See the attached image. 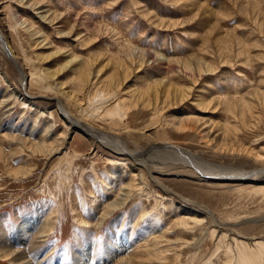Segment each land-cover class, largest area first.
I'll return each instance as SVG.
<instances>
[{
    "label": "rangeland",
    "instance_id": "1",
    "mask_svg": "<svg viewBox=\"0 0 264 264\" xmlns=\"http://www.w3.org/2000/svg\"><path fill=\"white\" fill-rule=\"evenodd\" d=\"M0 32L29 74L25 91L0 47V264H237L240 237L251 248L264 244V175L241 183L204 176L248 175L264 166L231 148L235 139L238 150H264V0H0ZM73 56L78 61L53 78ZM128 59L135 73L121 94L129 104L132 90L162 80L163 89L193 87V96L161 103L157 114L140 101L120 127L109 126L94 112L102 83L83 91L76 74L85 62L99 70L107 60ZM38 72L48 84L32 80ZM113 73L111 64L101 79ZM201 97L208 110L197 104ZM58 99L74 118L131 151L149 153L161 142L158 153L143 158L169 193L140 168L145 191L112 210L136 164L71 132ZM252 101L254 116L236 118L233 107L241 114L238 106ZM189 117L194 132L170 123ZM226 123L238 131L221 153L215 146L227 143L220 131ZM143 133L148 137L139 138ZM180 206L195 212L186 217ZM183 218L196 222L184 226Z\"/></svg>",
    "mask_w": 264,
    "mask_h": 264
},
{
    "label": "bare ground",
    "instance_id": "2",
    "mask_svg": "<svg viewBox=\"0 0 264 264\" xmlns=\"http://www.w3.org/2000/svg\"><path fill=\"white\" fill-rule=\"evenodd\" d=\"M34 6H32V7H34ZM43 19H45V18H43ZM8 46L9 45H8L5 37L2 36V33L0 32V47L7 49L6 50L7 55H9L8 56L9 59L11 60L12 63H14V65L17 68V70L19 71L20 76H21L22 87L26 91L28 89V87H29L28 86L29 74L26 72V69L24 68V66L21 65L19 59L16 58L15 54L11 51L10 47H8ZM78 59L79 58L77 56H73L70 60H68L66 62V64L63 66V68L61 70H59V72H56L53 75V78L57 74H59L60 72L66 70L72 64L76 63L78 61ZM128 60L129 61L121 60V61H118V62H113L111 60L110 61L107 60V63L99 70H95V68H94L95 64L92 61L85 62V63H83V64H81L79 66V68H78L79 70L77 71V74H76V82L78 83L79 88L82 89L83 91L86 90L87 88H89L90 86L94 85V84L96 85V82L100 83V84L102 83V86H101L102 87L101 88L102 91H100V96L97 95V97L99 99L98 102L100 103V106L97 108V110L95 109L94 112H97V114L95 115L96 117L98 115V118L102 119V121H104L105 123H108L109 126L113 125V126L120 127L122 125V123H123V120L126 117H128L130 111L140 107V101H142L141 103L144 106V108L152 109L157 114V113H160V111H157V110H158V107L160 106L161 103H164V105H165V103H167V104L168 103H170V104L172 103L173 104L174 102H176V104L177 103H182L183 104V103L188 102L191 99V96H193V94H192L193 90H194L193 87H191V86H189V87L180 86L179 87V86H174L172 84H167L165 89H163L162 86H165V82L162 80V81H155L154 84H152V85L149 83L147 85V87L144 88V89L132 90L131 91L132 95H133L132 99H131L132 101L129 104V99L128 100L125 99L124 97H122V94H121L126 89L129 90V81H131L132 75L135 73V70L133 69L134 60L133 59H128ZM95 61H96V59H95ZM200 62L201 61H199V71L201 73L202 71L204 72V70H203V67H201L202 63H200ZM111 64L114 65V73L112 75H110L109 77H107L106 79L102 80L101 78H102L104 69L107 68ZM186 69L188 71H192V72L194 71V69L192 68L191 65H186ZM45 75H43L41 72H38V73H35V74H31L30 76L32 77V80L38 79L39 80L38 83L42 82L44 84L45 83L48 84V79L44 77ZM126 83H128V85H127L128 88H126L127 87ZM100 84H98V85H100ZM258 95L260 96L259 93H258ZM258 95H257V97H258ZM133 99H134V102H133ZM199 99H200V101L197 104H199L200 107L204 108V110H208L210 105L206 104L205 101L202 100V97L199 98ZM258 99L260 101L264 100V92H263V97L260 96ZM58 101H59L58 102L59 111H60L61 115L64 117V119L66 120V122L70 124L69 130L71 132L72 131H74V132L75 131L76 132H78V131L82 132V134H84L87 138H89L91 141H93V143L102 144V146L110 149L111 151H114L118 155L127 156L130 159H133L134 164H136V166L134 165V167H133L134 177L128 183H126L125 186L123 185L124 186L123 191L118 196L120 198L121 202H123V203L119 202L118 204H113L111 206L112 210L122 206L125 202H127V200L131 197V195L135 191H138V192L139 191H145V187L147 186V183H146L145 179H147V178H145L146 175L144 176L145 173L141 169H144L148 173V175L150 176L151 180L157 186L162 188L163 191H165L166 193H169V190L166 187H163L161 184H159L157 182V179L153 178L152 169H154L155 166L148 162L149 159L143 158L144 155L148 151H146V153H142L141 151H135V150L131 151V150H129L127 148L126 144L124 143V141L121 140L120 138L111 137V135L109 133H104L102 131H98L91 124L83 123L79 119L74 118L71 115V113L65 108L63 103H61V101L59 99H58ZM76 101L77 100H75L74 102H76ZM241 102H242V100H241ZM89 105H90V103L88 104V106ZM91 106H90V108H91ZM229 107H231V106H228L227 108H229ZM238 107H239V110L240 109L242 110V111L240 110L242 113L241 114L237 113L238 108H237V105H235L233 108H234V110H236V112L233 110V112H234L233 114L239 120H240L239 117H241V119L242 118L244 119L246 117L245 115L247 113H249V112H251L252 116H254L253 112H254V110H257V109H255L256 107L253 106V101H252V103L249 102L248 104H247V102L245 104L242 103V105L240 104ZM86 109H88V108H86ZM163 109H164V107H163ZM204 110H201V111H204ZM83 111H85V110H83ZM161 113H163V112H161ZM205 113H207V112L205 111ZM216 113L217 112H215L213 114H216ZM87 115H88V112H87ZM89 115H91V114H89ZM177 121L178 120H174L173 123L170 122L175 127V129L177 131H179L181 133H187V132H190V131L194 132V129L192 127H189L190 126V122H192V123L196 122L194 118H190L189 117V118H186V119L185 118L181 119V120H179V122H177ZM216 123L217 122H213L214 125ZM234 124H236V123H234ZM231 125H233V123L232 124L231 123L221 124L220 131L222 130L223 131V135H224V138H222V139H224V141L227 142V143L225 145H223L222 142H221L222 144L221 143L216 144L215 147L218 148V150H220V152H221V150H224L226 148V146L228 145L229 137H231L233 135V132L235 134L238 131L237 128L235 127V125L234 126H231ZM170 127H171V125H170ZM237 127L239 128V126H237ZM144 133L141 134V136L139 138H142V139L143 138L144 139L147 138L148 136L145 135ZM211 133H213V129L210 128L209 132L207 133L208 136L206 138H209V135H211ZM210 139L208 140V142L212 141ZM163 141H165V140H163ZM155 143H156L154 145V150L155 151H153V149H152V151L147 153L146 156L150 157V153H156V152L158 153L160 151L158 148H159L161 142H159L160 144L157 143V142H155ZM165 143H167V142H165ZM231 146H232L231 148H233L232 151H235V152L236 151H245V153H248L251 157H253L256 162H260V163L264 162V150L263 151H255V149H245L244 147H240L239 150H238L236 148L237 144H236L235 139H232V145ZM43 147H44V144H43ZM42 149H44V148H42ZM212 149H214V147ZM59 150L60 149L57 148L54 151L51 150V152L53 151L52 154H55V153L59 152ZM224 151H222L221 153H223ZM169 152L176 156L177 149L175 147H170ZM241 155L242 154H240V156ZM222 159H224V158H222ZM179 160H180V158H179ZM248 173H249L248 175H241V174H237L236 175V174H233L232 176H228V177H225V175H221L220 176V174L218 176V175H213V174H207L206 173V175H204V176H207L206 177L207 180H216V181H224L223 179L226 178V181L228 183H232V182L241 183L242 181L255 182V181H258V179L261 176L264 175V166L261 167V168L255 169L254 171L248 172ZM18 174L26 175V174H28V171L26 170V171H23V172H18ZM244 174H247V173H244ZM211 176H214V177H211ZM216 176H218V177L216 178ZM200 181H203V180H200ZM258 186H259L258 187L259 191H264V184H258ZM179 208L181 209L180 211H184L185 210L184 214H185L186 217H189V218H190V215L195 212V210H192V209L187 211L188 208H186V207H181L180 206ZM109 212H110V209H109ZM109 212L107 210L104 213V215L105 216L109 215ZM189 218H183L182 224L184 226H188L189 225V222L191 221ZM192 221L194 223L196 222L195 219H193ZM241 239L242 238L240 237V240H236V243H235V248H236L235 251L237 252V256H235V258H234V260H236L235 262H237V264H264V244H262V243L253 244L254 248H251V246L250 247L247 246V244H246L247 242L245 243V241H243ZM9 255H7V257H9ZM120 264H129V261L122 260L120 262Z\"/></svg>",
    "mask_w": 264,
    "mask_h": 264
}]
</instances>
